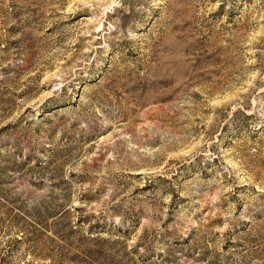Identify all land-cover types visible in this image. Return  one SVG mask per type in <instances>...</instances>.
<instances>
[{
	"label": "rangeland",
	"instance_id": "obj_1",
	"mask_svg": "<svg viewBox=\"0 0 264 264\" xmlns=\"http://www.w3.org/2000/svg\"><path fill=\"white\" fill-rule=\"evenodd\" d=\"M0 264H264V0H0Z\"/></svg>",
	"mask_w": 264,
	"mask_h": 264
}]
</instances>
